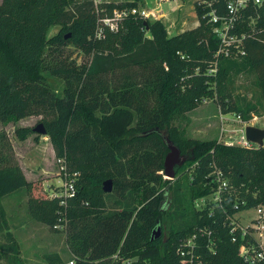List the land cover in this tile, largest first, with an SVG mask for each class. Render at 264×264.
Listing matches in <instances>:
<instances>
[{
    "label": "trees",
    "instance_id": "1",
    "mask_svg": "<svg viewBox=\"0 0 264 264\" xmlns=\"http://www.w3.org/2000/svg\"><path fill=\"white\" fill-rule=\"evenodd\" d=\"M208 1L219 14H228L229 0ZM116 2L104 7L95 0L0 3V118L43 114L56 155L65 158L70 172H78L77 193L66 204L59 196L31 195V214L52 228L58 222L66 225L75 264H123L126 259L182 264L177 247L194 232L201 264H251L243 259L242 245L258 248L259 241L251 226L243 234L234 215L264 206V145L190 137L174 120L210 96L223 111H236L244 120L264 113V2L250 0L240 11L232 32L243 37L245 53L235 56L217 55L221 40L205 2L197 3L200 24L174 35L161 19L134 13L112 28L104 18L114 17ZM54 25L61 28L50 35ZM97 27L103 30L100 36ZM69 40L88 45L89 63L51 60ZM233 72L257 75L260 104L233 93ZM29 131L18 129L22 136ZM168 139L186 156L175 166L174 177L164 173ZM218 171L227 188L220 199L198 206V199L218 190ZM108 178L112 191L103 189ZM26 185L31 189L33 184L8 133L0 130V216L5 223L2 196ZM158 224L162 235L152 239ZM7 233L0 259L10 252L8 264H26L12 231ZM51 261L68 262L60 254Z\"/></svg>",
    "mask_w": 264,
    "mask_h": 264
},
{
    "label": "rangeland",
    "instance_id": "2",
    "mask_svg": "<svg viewBox=\"0 0 264 264\" xmlns=\"http://www.w3.org/2000/svg\"><path fill=\"white\" fill-rule=\"evenodd\" d=\"M95 1L99 5L102 4V7L111 2V0ZM116 1L120 6H117L114 10L115 21L120 19L125 12L128 15L133 6L131 5L133 0ZM1 2L2 0H0ZM197 3H200L199 0H137L133 7L161 9L162 12L159 19L166 25L168 34L174 35L184 30L192 29L200 24ZM150 18L154 19L155 17L151 15ZM60 28V25H54L50 29L49 34L53 35L57 33ZM236 50V48L232 49L233 56H235ZM91 56L92 53L87 44L69 40L58 48V52L51 60L66 65L83 66L89 63ZM229 79L232 80L229 85L234 94L245 95L257 104L262 102V84L255 73L235 74L233 72ZM181 86L182 90H184L186 85L182 83ZM220 110L222 108L218 99L210 96L207 98V101L202 100L193 109L180 112L174 121L187 136L198 137L200 139H219L221 127L224 124L220 118ZM228 112L226 113L231 119H227L225 125L229 127L230 131H236L233 128L244 126V120L240 118L239 120L234 119L236 118V114H238L236 111ZM254 115L258 116V118L255 119ZM253 116L249 120V123L264 127V113H253ZM42 117L43 114L33 113L22 115L15 120H3L0 118V130H5L8 133L19 163L28 181L33 184L31 189L29 185H26L2 196L7 223L0 216V243L7 242V231L8 229L12 231L13 238L18 247V255L26 264H52L51 257L54 254H60L64 261H69L73 258V254L67 243L66 225L57 227L58 230H56L54 229L55 227L52 228L45 222L34 218L29 208L28 199L31 195L40 197L51 196L62 185V163L56 155L50 136L33 130L34 126L42 122ZM21 127H30L32 131L22 136L21 132H18V129ZM169 140L172 141L171 139ZM165 177L168 176L165 174ZM214 195L216 194L207 196L198 206L203 207L207 201L215 200ZM258 216L257 207L244 208L234 215L238 223L243 227L251 224L255 220L253 218ZM256 234L259 239L264 241V235L260 236L259 233ZM10 256L11 253L7 252L0 259V264H8Z\"/></svg>",
    "mask_w": 264,
    "mask_h": 264
},
{
    "label": "built area",
    "instance_id": "3",
    "mask_svg": "<svg viewBox=\"0 0 264 264\" xmlns=\"http://www.w3.org/2000/svg\"><path fill=\"white\" fill-rule=\"evenodd\" d=\"M250 0H229L227 4V10L228 14L221 15L217 12L216 8L213 6L212 1L208 0H199L200 3H207L208 5V11L206 12V15L209 16V20L215 23L214 31L216 34L220 37L221 45L217 51V55L224 53L226 55H233L232 49L236 48V53L234 55H237L238 53H245V50L242 46L243 37L238 35L235 32H232V29L235 27L236 19L242 10L243 7H245ZM255 3H263L264 0H253ZM161 9L157 8H147V7H132L129 11V13H134L136 15H139L141 17H150L151 15H154L155 18H159L161 15ZM127 14V12L122 15L124 17ZM120 17V19L122 18ZM115 17H105L104 21L107 24H110L112 28L116 27L115 23ZM102 28H98L97 32L100 36L102 33ZM215 68L210 69V72H214ZM203 101H207V98H204ZM220 118L222 123L221 127V134L219 137V141H223L227 144H238L245 147H254L259 146L258 143L250 140L247 137L246 134V125L250 124L249 120H244L240 114H236L235 120H244L245 124L244 126L240 128H233L236 131H230L229 127L225 125V121L227 119H231L228 117V114L220 110ZM229 113V112H228ZM255 119L258 118V116H253ZM60 162L62 163V185L59 190L55 191L51 196H59L61 198V203L66 204L69 197L74 196L77 193V184H76V176L78 175L77 171L70 172L68 170L66 161L64 157H59ZM218 180H219V187L218 190L213 193L216 194L215 200L220 199V192L221 189L227 188L228 182L226 178L222 177L221 171H218ZM207 197V196H206ZM206 197H202L198 199L197 204H200L201 201H204ZM257 210L259 213V216L256 217V219L253 221V224L246 225L245 227L241 226L243 230V234H246L248 232V227L251 226L254 228L253 235L255 230H258L260 236H263L264 231V206L259 205L257 206ZM62 220V217L60 218V221ZM63 223L58 222L55 224V227H63ZM235 229V227L232 229V231ZM209 235H211V231H209ZM256 237V236H255ZM197 238L198 233L194 232L189 234L188 236L184 237L177 247V252L181 257V263L182 264H201L202 259L200 258L199 254L196 252L197 247ZM257 238V237H256ZM258 240V238H257ZM259 241L260 247L255 248L250 245H242L241 254L243 256V259L251 264L258 263L260 261L264 264V244ZM212 244V241H211ZM114 259H119L118 254L115 253L113 255ZM67 264H75V259H70ZM123 264H133L131 259H126L123 261Z\"/></svg>",
    "mask_w": 264,
    "mask_h": 264
},
{
    "label": "water",
    "instance_id": "4",
    "mask_svg": "<svg viewBox=\"0 0 264 264\" xmlns=\"http://www.w3.org/2000/svg\"><path fill=\"white\" fill-rule=\"evenodd\" d=\"M68 36V35H66ZM34 130L41 134H46L47 128L43 122H39L34 126ZM246 134L247 137L258 143L259 145H264V127L247 124L246 125ZM169 151L165 156L164 165H165V174L168 177L175 176V166L181 165L186 160V156L182 154L180 147L172 141H168ZM114 187L113 179L108 178L103 183V189L105 191H112ZM162 235V227L158 224L153 228L151 233V238H159Z\"/></svg>",
    "mask_w": 264,
    "mask_h": 264
},
{
    "label": "crops",
    "instance_id": "5",
    "mask_svg": "<svg viewBox=\"0 0 264 264\" xmlns=\"http://www.w3.org/2000/svg\"><path fill=\"white\" fill-rule=\"evenodd\" d=\"M253 219H256V217L253 218ZM253 223H254V222H252L251 224H253ZM245 226H246V225H245ZM256 233H259L258 230H255V236L258 238V240H260V241L264 244V241L261 240V239H259V237H258V235H257ZM259 235H260V234H259ZM263 235H264V231H263Z\"/></svg>",
    "mask_w": 264,
    "mask_h": 264
}]
</instances>
